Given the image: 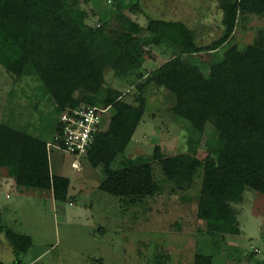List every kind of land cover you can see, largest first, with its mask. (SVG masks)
I'll return each instance as SVG.
<instances>
[{"label":"trees","instance_id":"trees-1","mask_svg":"<svg viewBox=\"0 0 264 264\" xmlns=\"http://www.w3.org/2000/svg\"><path fill=\"white\" fill-rule=\"evenodd\" d=\"M218 1L225 32L205 45L181 21L147 16L145 29L136 20H122L127 31L114 38L104 28L86 24L87 12L78 0H0V66L18 79L35 76L51 96L57 116L84 102L108 109L121 93L104 88L106 70L118 69L125 55L143 62L145 43L161 46L170 41L174 54L137 86L142 91L151 84L163 86L176 96L174 113L190 123L188 152L165 156L156 146L150 156L124 157L144 114L145 99L140 97L137 107L115 114L88 149L91 155L100 149L99 189L135 205L160 192L153 161H159L166 178L180 188L202 172L199 217L215 232L239 234L232 204L242 200L246 189L264 195V43L229 46L211 63L209 73L203 71L199 55L228 44L240 16L263 14L264 0ZM134 8L144 13L139 3L114 0L115 12ZM144 31L149 35L143 36ZM78 92L83 96H76ZM205 135L215 145L201 160L199 144ZM48 143L2 122L0 167L18 163L19 186L48 190L56 201L66 202L70 179L51 173ZM2 232L20 263L33 245L31 236L7 227L0 213ZM155 264H168V256H158ZM190 264L213 262L209 255H197Z\"/></svg>","mask_w":264,"mask_h":264},{"label":"rangeland","instance_id":"rangeland-1","mask_svg":"<svg viewBox=\"0 0 264 264\" xmlns=\"http://www.w3.org/2000/svg\"><path fill=\"white\" fill-rule=\"evenodd\" d=\"M130 2L139 3L144 13L140 8L115 12L114 0H78V6L87 12L88 26L102 27L114 38L127 31L122 20H136L146 29L147 16L185 23L196 33L200 44H210L224 35L218 0ZM148 35L143 32V36ZM256 41L264 43V13L241 15L228 44L215 53L199 55L203 71L209 73L211 63L221 59L229 46L244 47ZM169 42L161 46L145 43L143 62L125 55L117 71L106 70L104 88L121 95L102 113V131L115 114L137 107L140 97L145 99L144 114L124 157L150 156L156 146L161 147L165 156L188 152L190 123L174 113L176 96L163 86L151 84L143 91L137 86L174 54ZM142 75L144 78L140 80ZM40 86L35 76L18 79L0 66V124L7 123L40 137L38 127L52 120ZM84 104L87 103L81 105ZM54 143L55 137L50 144L56 148L50 151V170L70 178V198L66 202L56 201L48 190L19 186L15 179L18 163L0 167L7 174L0 178L2 220L7 227L30 235L33 241L28 253L16 263L5 233H0L2 264H155L162 254L168 256V264H190L197 255L211 256L213 264H264L262 193L246 189L242 200L232 204L240 233L221 234L209 229L199 217L202 172L196 173L191 185L180 188L166 178L161 163L153 161L160 192L135 205H125L119 197L99 189L103 179L98 161L100 149L92 155L87 151L77 157L59 151ZM214 145L210 136H203L198 157L205 160ZM75 158L76 168L72 166Z\"/></svg>","mask_w":264,"mask_h":264},{"label":"built area","instance_id":"built-area-1","mask_svg":"<svg viewBox=\"0 0 264 264\" xmlns=\"http://www.w3.org/2000/svg\"><path fill=\"white\" fill-rule=\"evenodd\" d=\"M105 111L106 109L92 104L65 109L60 114L53 145L77 157L86 155L96 136L102 131V113ZM75 163L73 167L76 168Z\"/></svg>","mask_w":264,"mask_h":264},{"label":"crops","instance_id":"crops-1","mask_svg":"<svg viewBox=\"0 0 264 264\" xmlns=\"http://www.w3.org/2000/svg\"><path fill=\"white\" fill-rule=\"evenodd\" d=\"M39 89H41L42 90V92H43V94H42V99H44L45 100V102L47 103V104H44L45 105V108L46 109H48L47 110V114H48V116L50 117V118H52V120L50 121V124H46V125H41L40 127H38V129H40L39 130V132L40 133H38L39 134V138H41V139H43V140H46V141H48L49 143L48 144H52V142L54 141V137H55V132H56V130H57V126L59 125V119H60V115L59 116H57L56 115V108H55V105H54V103H53V100H52V98H51V96L49 95V94H47V93H45V91L43 90V88L40 86V88ZM43 100V101H44ZM49 134H51L50 136L51 137H48V135ZM36 137H38V136H36ZM54 147H52V145H48V153H49V159H50V151H51V149H53ZM54 149H56V148H54ZM58 150V149H57ZM59 151H61L60 149H59ZM54 159H56L55 161H57V162H59V160H58V158L57 157H55ZM77 159L75 158L74 159V161L72 162V166H73V163L76 161ZM49 162H50V160H49ZM50 164H51V162H50ZM0 170H2V169H0ZM81 170H83V169H81ZM52 173V172H51ZM53 175L55 174V175H62V176H64L63 174H61V173H52ZM87 175H89V172L87 173ZM4 178V177H7V174H5L3 171L1 172L0 171V178ZM85 178H89L88 176H86L85 175ZM70 179V178H69ZM71 181V180H70ZM24 191V190H23ZM23 191H21V193L23 192ZM52 194V193H51ZM52 196V195H51ZM1 239L2 238H0V243H1ZM3 240V239H2Z\"/></svg>","mask_w":264,"mask_h":264},{"label":"water","instance_id":"water-1","mask_svg":"<svg viewBox=\"0 0 264 264\" xmlns=\"http://www.w3.org/2000/svg\"><path fill=\"white\" fill-rule=\"evenodd\" d=\"M224 28V27H223Z\"/></svg>","mask_w":264,"mask_h":264}]
</instances>
